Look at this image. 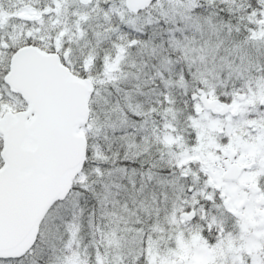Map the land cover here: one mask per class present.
<instances>
[{
    "label": "snow or ice",
    "instance_id": "6c2138e0",
    "mask_svg": "<svg viewBox=\"0 0 264 264\" xmlns=\"http://www.w3.org/2000/svg\"><path fill=\"white\" fill-rule=\"evenodd\" d=\"M0 264H264V0H0Z\"/></svg>",
    "mask_w": 264,
    "mask_h": 264
}]
</instances>
